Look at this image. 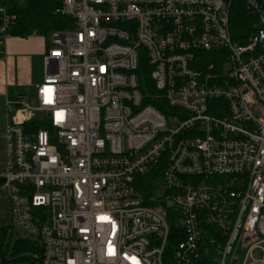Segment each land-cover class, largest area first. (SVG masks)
I'll return each instance as SVG.
<instances>
[{
  "label": "built area",
  "instance_id": "2783aa9c",
  "mask_svg": "<svg viewBox=\"0 0 264 264\" xmlns=\"http://www.w3.org/2000/svg\"><path fill=\"white\" fill-rule=\"evenodd\" d=\"M230 5L62 0L74 26L5 103L0 199L37 264H264V0L238 36Z\"/></svg>",
  "mask_w": 264,
  "mask_h": 264
},
{
  "label": "trees",
  "instance_id": "16d2710c",
  "mask_svg": "<svg viewBox=\"0 0 264 264\" xmlns=\"http://www.w3.org/2000/svg\"><path fill=\"white\" fill-rule=\"evenodd\" d=\"M61 7L62 0H0V9L3 8L7 16H14V19H10L8 23L6 33L9 36L20 38H26L34 32L48 37L52 32L71 29L74 26L73 19L69 15L60 12ZM248 19L250 17L247 16L244 9V0H231L230 24L235 36L240 35L239 32L249 30L245 24ZM1 26L2 19L0 12V28ZM2 42L3 39L0 37V45ZM159 176L157 172L153 175H147L141 178V180L148 183L158 179ZM144 189V195L148 196L150 191H147L146 187ZM170 229L169 249L175 243V236L178 234L180 228L173 221H170ZM1 230L0 264L38 263L40 247L36 241L19 238L13 242L9 241L8 245L5 246L9 234L5 228Z\"/></svg>",
  "mask_w": 264,
  "mask_h": 264
},
{
  "label": "crops",
  "instance_id": "0c3cea01",
  "mask_svg": "<svg viewBox=\"0 0 264 264\" xmlns=\"http://www.w3.org/2000/svg\"><path fill=\"white\" fill-rule=\"evenodd\" d=\"M46 40L35 33L26 38L9 36L0 45V175L5 169L6 97L34 94L44 75Z\"/></svg>",
  "mask_w": 264,
  "mask_h": 264
},
{
  "label": "rangeland",
  "instance_id": "374dc122",
  "mask_svg": "<svg viewBox=\"0 0 264 264\" xmlns=\"http://www.w3.org/2000/svg\"><path fill=\"white\" fill-rule=\"evenodd\" d=\"M31 96H33V94ZM26 100L28 103H31V97L29 95L27 96ZM2 228L8 230V234H9L7 236V239L5 238L6 239V242L4 241L6 243L5 246L8 245L7 243L9 241L13 242L14 240L19 238L30 239L23 231H21L19 228H17L11 223L10 215H9V206L7 201L3 198L0 199V239L2 238V233H1Z\"/></svg>",
  "mask_w": 264,
  "mask_h": 264
}]
</instances>
